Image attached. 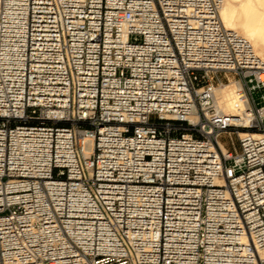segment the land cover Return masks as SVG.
I'll return each instance as SVG.
<instances>
[{"label": "built area", "instance_id": "2783aa9c", "mask_svg": "<svg viewBox=\"0 0 264 264\" xmlns=\"http://www.w3.org/2000/svg\"><path fill=\"white\" fill-rule=\"evenodd\" d=\"M224 1L0 0V264H264V59Z\"/></svg>", "mask_w": 264, "mask_h": 264}, {"label": "bare ground", "instance_id": "6f19581e", "mask_svg": "<svg viewBox=\"0 0 264 264\" xmlns=\"http://www.w3.org/2000/svg\"><path fill=\"white\" fill-rule=\"evenodd\" d=\"M224 27L248 39L258 56L264 59V0H225L220 8ZM219 106L230 113L238 112L239 86L235 82L216 90Z\"/></svg>", "mask_w": 264, "mask_h": 264}, {"label": "rangeland", "instance_id": "374dc122", "mask_svg": "<svg viewBox=\"0 0 264 264\" xmlns=\"http://www.w3.org/2000/svg\"><path fill=\"white\" fill-rule=\"evenodd\" d=\"M259 96L258 95H255V98H258Z\"/></svg>", "mask_w": 264, "mask_h": 264}]
</instances>
